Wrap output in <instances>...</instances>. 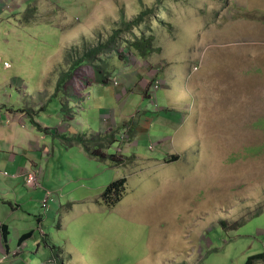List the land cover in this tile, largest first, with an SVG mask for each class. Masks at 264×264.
<instances>
[{"label":"rangeland","instance_id":"rangeland-1","mask_svg":"<svg viewBox=\"0 0 264 264\" xmlns=\"http://www.w3.org/2000/svg\"><path fill=\"white\" fill-rule=\"evenodd\" d=\"M0 109V264L264 253V0H0Z\"/></svg>","mask_w":264,"mask_h":264},{"label":"trees","instance_id":"trees-1","mask_svg":"<svg viewBox=\"0 0 264 264\" xmlns=\"http://www.w3.org/2000/svg\"><path fill=\"white\" fill-rule=\"evenodd\" d=\"M149 11H143L142 14L137 17L136 19L133 20L132 23L127 24L128 27L130 26H137V24L139 23V20H142V17L144 16V14H146ZM117 32L116 31L115 35L110 38L109 40V44L111 43V46L115 45L118 43L116 36H117ZM134 44V46H137V48L141 49L146 45V41L143 39H138L136 41H132ZM110 46V45H109ZM129 48H131V46L129 45ZM105 49V47H103L102 45H97V46H93L91 47L89 50H87L84 55L78 60L76 61L73 65L74 67H72L71 71L76 69L78 66L80 65H84L86 64H90L92 67H95V63L93 61L96 60V57L101 54L103 52V50ZM97 64V63H96ZM94 65V66H93ZM99 68V67H98ZM70 71V72H71ZM103 71V70H102ZM100 72V69H99ZM94 80H98L101 83L105 82V76L99 78L97 73L94 72ZM65 79L62 78L61 82H63ZM43 107H39V109H42ZM11 109V108H10ZM15 111L21 110L22 112H27V109L23 108V109H14ZM74 138H76L77 142H79V144L83 145L85 148L89 147V145L87 144L86 140L84 139V137L82 136H74ZM102 156L107 157L104 153L102 154ZM115 157H113L114 159ZM125 186V177L114 180L113 182H111L109 184V186L107 187L106 191H104L103 195H104V199L105 201H107L109 204L113 205L115 204V201L120 200L122 195H123V187ZM112 198V199H111ZM222 224H226L225 221H222ZM0 230H1V237L2 239L4 238L5 241H8V235H9V229L6 223H1L0 224ZM31 232L26 233L25 235H22L19 239V244H22V241L26 240L28 238V236H30ZM259 258H264V253L260 254H256V255H251L246 264H253L254 261L256 259Z\"/></svg>","mask_w":264,"mask_h":264},{"label":"crops","instance_id":"crops-1","mask_svg":"<svg viewBox=\"0 0 264 264\" xmlns=\"http://www.w3.org/2000/svg\"><path fill=\"white\" fill-rule=\"evenodd\" d=\"M106 78H105V82H102L103 84H108V83H106ZM101 82L100 81H98V80H94L91 84H90V86H93L94 84H100ZM173 86L171 85V86H168L167 88L168 89H171ZM147 88L148 87H141L140 89H141V91L145 94V95H147V93L149 94V92H147ZM166 88V89H167ZM171 109H172V107L171 106H169ZM0 110H2V109H0ZM183 110V109H182ZM182 110L181 111H169V113H168V115H166V121L167 122H173V120H174V122H175V124H177V125H179V123H181V121H180V118L181 119H183L184 118V116H183V114H182ZM10 111H12V113H14V114H17L16 112H18V114H20L22 117L21 118H23V116H25V112H22L21 110H18V111H15L14 109H10ZM185 111H186V109H185ZM16 116H18V115H15V117ZM6 116H1L0 115V123H1V121H2V119L3 118H5ZM14 117V118H15ZM6 119V118H5ZM173 122V123H174ZM176 126V125H175ZM3 134V133H2ZM11 158V157H10ZM20 172H22V169H20L19 170V173ZM1 223H3L1 220H0V224ZM8 226V229H9V225H7ZM0 239H2V237H1V230H0Z\"/></svg>","mask_w":264,"mask_h":264},{"label":"built area","instance_id":"built-area-1","mask_svg":"<svg viewBox=\"0 0 264 264\" xmlns=\"http://www.w3.org/2000/svg\"><path fill=\"white\" fill-rule=\"evenodd\" d=\"M155 87H158V85L156 84ZM32 173L33 172H29V175H28L29 176V180H32V177L34 178V176H35V174L34 173L32 174ZM35 178H36V176H35ZM28 182L30 183V181H28Z\"/></svg>","mask_w":264,"mask_h":264},{"label":"bare ground","instance_id":"bare-ground-1","mask_svg":"<svg viewBox=\"0 0 264 264\" xmlns=\"http://www.w3.org/2000/svg\"><path fill=\"white\" fill-rule=\"evenodd\" d=\"M109 60V59H108ZM110 61V60H109ZM106 74V73H105Z\"/></svg>","mask_w":264,"mask_h":264}]
</instances>
